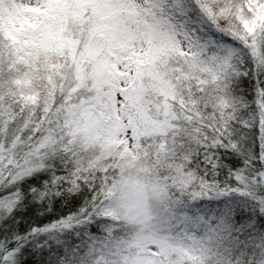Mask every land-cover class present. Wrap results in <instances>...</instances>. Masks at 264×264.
Instances as JSON below:
<instances>
[{
    "label": "snow or ice",
    "instance_id": "obj_1",
    "mask_svg": "<svg viewBox=\"0 0 264 264\" xmlns=\"http://www.w3.org/2000/svg\"><path fill=\"white\" fill-rule=\"evenodd\" d=\"M0 264H264V0H0Z\"/></svg>",
    "mask_w": 264,
    "mask_h": 264
}]
</instances>
